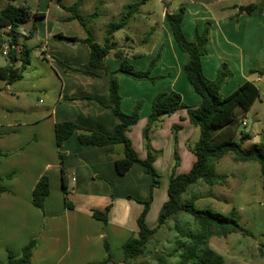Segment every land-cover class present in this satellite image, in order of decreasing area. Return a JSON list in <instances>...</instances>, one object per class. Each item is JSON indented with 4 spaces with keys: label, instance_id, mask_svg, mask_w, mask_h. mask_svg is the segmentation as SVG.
Wrapping results in <instances>:
<instances>
[{
    "label": "crops",
    "instance_id": "obj_1",
    "mask_svg": "<svg viewBox=\"0 0 264 264\" xmlns=\"http://www.w3.org/2000/svg\"><path fill=\"white\" fill-rule=\"evenodd\" d=\"M8 3L18 5L16 1L0 0V8ZM249 4H255L256 9L250 15L236 17L238 8ZM64 7L67 6L61 5L62 9ZM180 7L185 10L182 30L186 39H190L188 41L193 40L195 28L201 32L206 23L210 24L206 54L201 57L202 72L205 78L213 81L219 66L227 65L232 76L222 87L221 95H230L246 82L257 88L259 97L250 109L245 113L237 112L249 121L245 126L249 127L250 143L263 142L264 0H180L172 11L162 7L161 33H156L148 53H141L132 47L127 51L124 46L113 42L114 50L104 60L105 68L111 72L119 67L122 60H127L139 71H145L149 61L161 52L159 62L150 73L152 77H159L155 83L135 80L123 74L117 76L122 112L128 114L138 102H142L139 120L127 132L135 152L140 159L146 157L142 130L157 93L176 91L190 108H196L201 102L183 72L186 55L177 48L164 21L165 13L176 12ZM30 11L42 13L44 18L32 19L35 23L28 29L17 27L18 43L32 50L24 40L35 37L40 59L52 68L48 70V81L55 91L50 92L44 70H36L34 76L32 70H27L30 64L20 80L11 84L0 80V101L4 102L0 103V179L1 186L5 188L0 193V264L6 263L7 250L20 257L21 248L31 240L38 243L30 264L98 262L103 258V240L109 247L112 260L109 264H155L159 254L149 252L148 245L161 228L150 237L143 255L135 260L123 262L121 247L130 236L137 235L136 221L143 209L137 201L151 198L146 224L151 229L157 225V214L167 199L166 176H169L173 164L172 126L181 127L177 132L179 163L176 174L191 168L194 157L188 147L198 140L199 131L189 124L185 109L156 124L150 134V146L159 152L153 166L156 171L164 170L166 184L164 188L162 184V188L158 185L152 192L151 178L139 164H133L125 175H117L115 161L123 156L122 147L118 145H82L77 140L78 132H75L58 147L54 136L57 123L69 121L88 131L112 132L117 119L107 99L109 80L103 70L90 68L87 45L65 43L54 38L56 35L73 37L64 33L66 29L62 26L75 21L72 16H51L50 20L48 5L46 13ZM150 13V10L145 11L147 17ZM136 18L137 14L129 22ZM7 31H0V49L8 46ZM149 33L155 34L154 28ZM126 38L131 37L127 35ZM19 47H16L17 52ZM116 51H121L123 57H115L113 53ZM3 57L5 61L0 66L7 64L6 56ZM56 59L71 69L90 71L93 75L68 70ZM18 65L19 62L16 63ZM24 78L29 79L25 89L17 84ZM40 94L45 101L38 97ZM23 97L26 99L22 100ZM42 176L49 179V193L41 212L32 206L31 199L32 190ZM65 199L71 208L66 206ZM108 205L110 210L106 224L92 218V210H103Z\"/></svg>",
    "mask_w": 264,
    "mask_h": 264
},
{
    "label": "trees",
    "instance_id": "obj_2",
    "mask_svg": "<svg viewBox=\"0 0 264 264\" xmlns=\"http://www.w3.org/2000/svg\"><path fill=\"white\" fill-rule=\"evenodd\" d=\"M147 1L134 0L128 4L124 8L119 21L109 24L107 27L102 45L95 43L90 37L80 40L61 35L54 36L55 39L65 43L80 42L87 45L90 68L103 70L104 76L109 80L107 99L110 103V109L117 119V124L110 134L88 131L69 121L57 123L54 126L56 145L59 147L63 141L75 132H78L77 140L82 145L96 147L121 145L123 156L115 161L117 175L123 176L133 164H139L151 178L150 190L152 192L159 184L158 174L153 166L159 152L152 150L150 146V134L156 127V124L163 118L171 116L180 109H185L189 124L199 131L196 143L188 147L189 152L194 157V162L187 172L181 174L175 173V169L179 163L177 155V132L181 127L173 125L171 128L173 164L168 176L166 189L167 199L157 214V225L152 229L146 224V216L150 208L151 198L147 201H137L143 206L136 221L138 232L135 237H131L122 245L123 262L135 260L142 256L150 237L164 225L166 220L177 213L184 212L192 216L198 225V230L195 233L188 234V236L181 235L176 240V247L173 250L174 254L179 252L176 261L171 262L168 260V257H171L172 254L167 256L159 254L155 258V264H225L220 255L206 247L207 240L211 237H226L229 234L236 233L248 236L250 233L230 217L212 212L208 209H197L191 199L182 201L181 195L197 181H202L209 186H224L227 176L215 173L214 164L228 154L232 155V159L235 162L258 163L261 185L264 190V141L250 143L248 147L244 148L243 144L250 142L251 135L243 133L238 140L234 138L240 116L237 111L240 113L247 112L259 97V92L252 83L246 82L230 95L222 96L220 91L232 76L227 65L221 64L219 66L217 76L213 81L205 78L202 72L201 57L206 54L208 28L210 24L206 23L201 32L195 28L193 30V40L188 41L182 30V21L185 13L184 8L180 7L176 12L165 13L164 21L171 31L172 38L177 48L187 58L183 67L184 75L192 90L200 97L201 102L196 108H190L184 103L180 93L176 91L157 93L152 99L147 123L142 130V143L146 151V157L140 159L132 147L127 132L131 126L138 122L142 102H138L130 113L122 112L120 108L121 97L117 76L123 74L135 80H148L155 83L159 77H152L150 73L159 61L160 51L145 71H139L127 60H122L119 67L111 72L105 68L104 60L114 50V43L112 41L113 34L117 30L124 28L129 20L138 13L140 6ZM77 7L78 3L64 7L68 12L72 13L73 20L78 17ZM255 9V4L239 7L236 17L242 14L250 15ZM43 18L44 14L32 13L27 6L22 4L14 5L8 3L3 8H0V31L3 29L8 30L5 36L9 46L6 56L7 64L0 66V80L11 84L22 78L24 70L30 64L31 50L23 43L21 45L18 43L19 35L15 29L29 22L31 19L40 20ZM16 47H19L18 52ZM113 55L117 58L123 57L121 51H116ZM56 61L68 70L93 75L90 71L71 69L61 61L57 59ZM17 62H19L18 66H16ZM63 190L64 195H66L65 186H63ZM3 191H5V188L1 186L0 179V193ZM48 193L49 179L47 176H42L32 190V206L42 212L44 200ZM65 204L68 208H71L66 199ZM109 210L110 205L106 206L103 210H92L91 216L93 219L106 224L108 222ZM37 243V240H31L24 245L21 248L20 257H15L11 251L7 250V261L4 264H30V258ZM111 261L108 244L103 240V258L98 262L88 264H109Z\"/></svg>",
    "mask_w": 264,
    "mask_h": 264
},
{
    "label": "rangeland",
    "instance_id": "obj_3",
    "mask_svg": "<svg viewBox=\"0 0 264 264\" xmlns=\"http://www.w3.org/2000/svg\"><path fill=\"white\" fill-rule=\"evenodd\" d=\"M14 1L27 6L33 11L39 10L45 12L48 5L50 7V20L51 16H72V13L66 9H62L61 5L69 7L73 3H78V17L72 23L62 25L66 29L64 33L72 35L76 39L90 37L95 43L102 45L109 24L118 22L124 8L134 0ZM178 1L180 0H148L138 10L135 21H131L127 27L117 30L113 34L114 39L112 37V41L115 44L118 43L124 46L127 51H129V47H132L141 53H148L154 44L157 34L161 33L160 20L162 7L165 6L169 11H172ZM146 10L151 11L148 17L145 15ZM32 23L34 24L35 22L31 19L21 26L28 29ZM152 28H154L155 34L157 33L156 35L149 33ZM127 35L131 38H126ZM131 39L133 42H131ZM24 42L32 48L30 65L27 67V70H32L31 74L33 76L36 74V70H44L45 82L48 86L51 85V82L48 81L50 77L48 70H52V68L40 59L39 48L35 46L37 44L35 37L24 40ZM156 55L149 61V64ZM4 61L5 59L0 53V63L2 64ZM26 79L24 78L23 81L17 83L20 88L25 89L29 85V79ZM49 87L50 92L55 91V87ZM38 97L45 101L42 94L38 95ZM23 99L26 98L23 97ZM1 102L4 103L2 99ZM1 116L2 113L0 111ZM239 121H245L246 124L249 122L242 115L239 116ZM240 122L235 130L234 138L236 140L239 139L241 134L249 132V127L243 126ZM249 144L250 142H246L243 144V147H248ZM118 147L122 146L118 145ZM214 171L217 174L227 176L224 186H209L202 181H197L181 195V200L191 199L197 209H208L234 219L250 235L244 236L236 233L229 234L226 237H211L207 240L206 247L220 255L225 264H264V190L261 185L258 163L235 162L232 159V155L228 154L214 164ZM156 172L158 174V185H160V188H164L166 184L164 170L161 169ZM197 230L198 225L192 216L184 212L177 213L167 219L158 233L152 236L151 242L148 245L149 252H156L166 256L172 254L171 257H168V260L174 262L177 258L176 254L173 253L176 247V240L181 235L188 236V234L195 233Z\"/></svg>",
    "mask_w": 264,
    "mask_h": 264
},
{
    "label": "built area",
    "instance_id": "obj_4",
    "mask_svg": "<svg viewBox=\"0 0 264 264\" xmlns=\"http://www.w3.org/2000/svg\"><path fill=\"white\" fill-rule=\"evenodd\" d=\"M8 49H9V46H5L4 48H1L0 49V53L2 56H7V53H8ZM240 122V121H239ZM243 126L246 125V122L245 121H241L240 122Z\"/></svg>",
    "mask_w": 264,
    "mask_h": 264
}]
</instances>
